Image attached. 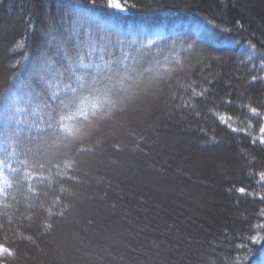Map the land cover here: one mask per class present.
Instances as JSON below:
<instances>
[{"label":"trees","instance_id":"1","mask_svg":"<svg viewBox=\"0 0 264 264\" xmlns=\"http://www.w3.org/2000/svg\"><path fill=\"white\" fill-rule=\"evenodd\" d=\"M246 1L216 0V10L220 11L225 7L224 17L214 13L218 11L175 3L174 0H161V3H154L152 0H129V4L135 3L136 7L123 13L101 7L102 0H97L95 6L91 0H0V11L5 12L12 23V31L1 38L3 46L0 64L4 76L0 77V160L17 169L15 175L5 170L13 184L5 190L6 194H0V243L6 242L16 252L15 258H11L9 264H41L31 262V251L47 249L50 247L48 242L55 239L60 242L61 233L64 231L63 223L68 220L71 221V231L79 233L77 240L80 249L91 251V254L95 251L101 256L100 250L103 247L93 246L99 242L82 231L93 230L98 225L94 214L79 217L78 213H84L81 209L84 204L81 205L80 202V199L83 200L82 193L89 196L86 199L88 207L105 203L111 211L121 212L126 209L137 217L131 224L120 223L112 228L118 236L121 234L132 242L136 240L131 244L134 250L142 248L157 253L174 249L173 246L178 243L172 235L179 234L190 240L188 243L184 242L185 245L181 248L188 252L183 256L188 264H230L236 255L234 245L240 242L238 238L253 234L252 226L264 222V215H261L264 211V200L260 199L264 195V182L259 180L258 175L264 171V145L259 142L253 145L246 134L232 132L210 111L215 108L217 112L232 115L236 127L245 126L246 120L252 119L253 134L258 133L255 118L250 117L247 109L239 107L240 103L248 102L253 106L264 105V80H251L252 75H264L260 71V58L256 57L249 62L244 55L249 41L264 52V24H257L238 12V7ZM72 4L80 6V10H87L88 15L106 23L119 24L125 29L133 25L143 29L142 32L131 35L122 33L121 39L127 36L149 37L156 32L162 33L166 38L150 48L142 49L140 53L133 51V55L158 56L163 60L171 52L169 58L173 62L158 70L162 82L159 87L151 89L159 90L161 99L165 101V106L158 114L163 116L167 113L164 124L177 136L190 137L201 151L232 149V161H225L222 167L225 172L219 176L217 184L231 202V209L237 213L236 217L206 230L207 232L195 229V233L188 234L184 233L185 225L174 218L159 216L160 218L154 219L147 214L142 219L131 203L141 206L140 209L146 207L144 191H138L141 203L125 197V206L122 205L119 196L125 190V182L130 181L122 176L123 170L136 169L155 173L169 170L178 173L181 169V172L189 173L181 167L176 166V170L157 162L161 161L160 154L164 153L159 141L166 140L169 131L157 129L151 121L146 127L117 125L135 109L138 98L145 91H137L122 111H116L111 117L99 122L88 136L73 143L69 149L61 150L56 156H50L48 159L53 163H45V179L42 180L39 171L26 169L17 163L19 159H24L20 152L26 148L32 149L28 155L30 160L33 158L41 143L37 137L42 135L35 128L29 131L26 123H17L30 114L31 106H27L25 114L19 113L17 109L25 107L23 97L29 82L38 91L43 89L38 78L31 75L37 60L47 55L53 57L57 63H63L57 53L62 55L63 51H74L76 35L71 32L68 23L71 9L67 7ZM238 19L244 24L243 29L235 25ZM225 27L231 30L224 31ZM79 35L81 42L89 41L87 28L79 29ZM91 36H95L94 39L91 37L94 42L106 40V45L117 39L115 33L109 34L103 28L93 29ZM21 39H25L23 50L15 47ZM172 41H175L174 47ZM189 44L194 47L189 49ZM159 48L164 51L158 52ZM177 56L180 64L175 63ZM203 57L208 59L204 60ZM217 57L219 59H215ZM21 58L25 59L16 65L15 62ZM252 63L256 64L255 69L251 67ZM169 68L172 69L170 76L167 75ZM193 81L198 91L199 85L209 89L207 99L197 97L192 101L201 113L200 117L187 109H177L176 104L179 101L172 99L173 93L188 99V94L183 93L181 86H187ZM225 98L232 99L233 103L222 104L221 100ZM38 102L36 100L34 104ZM31 119L39 124L38 115ZM117 126L123 130L121 134L103 138L106 130ZM165 152L169 154L168 157L171 156L167 150ZM64 161H71L72 167L67 168ZM100 162L106 165H101ZM56 163L60 164L59 169L55 167ZM26 171L35 173L31 180L24 179ZM50 175L51 182L46 179ZM118 186L122 189H118ZM239 187H245L248 193L241 195L235 190L228 191L229 188ZM118 247H113L117 251L113 252L111 249L107 252L113 254L112 256L115 254L117 259L121 257L127 260L131 252L128 253L121 247L123 252L120 254L118 250L122 249ZM252 247L253 255L246 264H259V260L264 258V244ZM0 251L3 249L0 248Z\"/></svg>","mask_w":264,"mask_h":264},{"label":"snow or ice","instance_id":"2","mask_svg":"<svg viewBox=\"0 0 264 264\" xmlns=\"http://www.w3.org/2000/svg\"><path fill=\"white\" fill-rule=\"evenodd\" d=\"M93 6L97 4V0H91ZM101 7L115 10L117 12H127L129 8L136 7L135 3L129 4V0H102ZM71 9L68 23L71 27V32L76 35L75 49L72 52L63 51V54L57 53L63 63H57L53 57L43 56L33 65L32 76L38 78L43 89L37 90L31 82L26 87L27 91L23 97L25 107L17 109L21 114H25L27 106H31L30 114L26 115L23 120H18L17 123H26L29 125V131L35 128L36 132L41 133L37 137L41 143L36 148L33 158L29 159L31 148H26L20 152V156L24 159H19L17 162L24 168H33L41 173L42 180L43 172L45 171V163L52 164L49 160L50 156H56L61 150L69 149L73 143L78 142L88 136L91 130L101 121L111 117L116 111H122L129 99L137 94V91H148L159 87L160 74L159 69L168 63H172L169 55L161 60L158 56L145 57L143 55H133L132 46L139 45L136 53H140L142 49L150 48L153 44H158L160 40L166 38L160 32H156L155 36L158 39H147L137 41L135 38L124 40L120 38L122 33L131 35L132 33L142 32L143 29L133 25L127 29L119 24L106 23L97 17L87 14V10H80V6L76 4L68 5ZM74 17V19H72ZM235 25L240 29L244 28V24L238 19ZM32 27L31 25H29ZM219 27V25H217ZM87 28L89 42H81L79 29ZM103 28L105 32L115 33L117 39L114 43H109V47L98 46L91 40L92 30ZM224 31L231 29L225 27ZM26 39V38H25ZM25 39H21L16 44V49L23 50L25 48ZM127 45V48H125ZM172 46H175V41H172ZM194 45L189 44L188 48L192 49ZM119 49V55H116V49ZM163 48H159L158 52H163ZM247 61L251 62L254 58H260V71L264 72V52L260 51L257 46L251 41L248 42L247 50L244 53ZM108 57V58H106ZM17 60L16 65L22 63V60ZM207 60L208 57H203ZM215 59H219L218 57ZM243 62V61H242ZM176 64H180L177 56ZM251 67L256 68V64L252 63ZM172 69L167 70V75H171ZM257 79L264 80V75H252L251 80L255 82ZM211 83V81H207ZM183 93L188 94V99L183 95L177 96L173 93L172 99L178 100L177 109H187L192 111L195 116L200 117L201 113L196 109L195 103L192 101L197 97L207 99L209 89L203 85H199V91L195 86V81L181 86ZM45 90L47 94H45ZM38 103L34 104V101ZM224 105L233 103L232 99L225 98L221 100ZM241 109H247L250 117L255 118L258 124V133L253 134L252 119H247L245 126H234V118L227 113L215 111V108L210 109L215 114L218 120L234 133H244L251 138L253 145L259 142L264 145V105L253 106L251 102L240 103ZM39 116V124L31 117ZM201 131H204L201 129ZM215 140V137L211 138ZM44 161V162H41ZM67 168L72 167L71 161H64ZM55 167L60 168V164L56 163ZM12 172L15 175L17 169L11 165H5L3 160H0V194H6L5 190L11 188L13 180L6 174ZM50 171V169H49ZM60 173H57L59 175ZM34 172L26 171L24 173L25 180H31L34 177ZM259 180L264 182V171L259 172ZM46 179L51 182V175ZM42 182V181H41ZM236 192L244 195L248 193L245 187L229 188L228 191ZM264 200V195L260 197ZM261 215H264L262 211ZM253 234L241 235L239 243L234 245L236 255L231 259L230 264H246L249 258L253 255V245L264 244V222L256 223L252 226ZM0 264H9L11 258H15V250L6 242L0 243ZM259 264H264V258L259 260Z\"/></svg>","mask_w":264,"mask_h":264},{"label":"rangeland","instance_id":"3","mask_svg":"<svg viewBox=\"0 0 264 264\" xmlns=\"http://www.w3.org/2000/svg\"><path fill=\"white\" fill-rule=\"evenodd\" d=\"M151 0H149L150 2ZM154 3H161V0H152ZM216 0H174L176 3L191 4L194 6H201L218 11L215 8ZM151 2V3H152ZM225 7L220 9L215 14L226 16ZM238 12L246 16L248 19L254 20L257 24H264V0H247L238 7ZM6 16V13L0 11V57L3 42V38L7 33L11 32L12 23ZM93 39L95 36H91ZM91 40L93 41V39ZM135 38L137 41H144L147 39H158L155 35L151 36H127L122 38L124 40H130ZM89 40V39H88ZM163 40H160L161 42ZM89 42V41H88ZM98 46L109 47V43L106 45V40L95 42ZM155 45V44H153ZM152 45V46H153ZM139 45L132 46V52ZM127 48V45H125ZM116 55H119V49L116 50ZM107 58V57H106ZM3 67L0 64V77L3 78ZM165 106V101L161 99L159 90L145 91L142 96L138 98L135 109L124 119V121L117 123L127 125H137L146 127L151 121L155 124V127L159 130H167V139L159 141V146L164 150L161 153V161L157 162L167 165L172 169H177L176 166L189 171V173L176 171H139L132 169L131 171L123 170L122 175L126 179H129V183L125 182L123 194L119 196V199L123 206H125V197L128 200L139 201L141 197L138 196L140 190L144 191L145 199L147 201L146 207L140 209L134 202L131 203L132 208L141 216L146 218L147 214L152 218L170 217L174 218L182 225H185V232L188 234L195 233V229L207 232L211 228L217 227L228 219L236 217L235 213L231 209V202L223 195L222 190L219 188L217 182L218 178L225 171L223 165L228 160L230 163L233 158L232 149L217 148L212 150L201 151L195 144V142L187 135L177 136V134L170 130L164 123L167 119V113L160 116L161 108ZM159 115V116H158ZM123 130L120 126L113 129L106 130L103 138L108 136H117L121 134ZM175 133V134H174ZM168 151L169 154H165ZM97 161V159H95ZM105 161V160H104ZM106 162V161H105ZM101 164V162H100ZM106 165V163L101 164ZM229 170V169H227ZM126 175V176H125ZM118 189H122L118 186ZM121 193V192H120ZM83 200L80 199L81 205L84 204L81 209L83 212L78 213L79 217L85 214H94L98 221L97 228L95 229H82L83 232L89 233L92 238H96L99 243H94L101 248V256H98L95 251L86 252L82 251L78 246L77 237L78 232L71 231V221L63 223L64 231L61 233V240H52L48 242L49 248L38 249L31 251V262H40L41 264H188V260L183 259V256L188 254L181 248L185 245L184 242H189V238L182 237L181 235H172L174 240L178 243L173 246L174 249L159 251L152 253L145 251L142 248L133 249L131 244L134 242L126 240L124 236L120 234L118 236L112 230L116 225L120 223L131 224L135 221L133 214L123 209L120 211H111L108 204H97L88 207L86 205L87 195L82 193ZM162 212V214H160ZM122 213V215L120 214ZM150 213V214H149ZM132 215V216H128ZM86 216V215H85ZM148 216V217H149ZM160 216V217H159ZM133 218V219H132ZM134 220V221H132ZM135 239V238H134ZM104 243L109 244L106 246ZM103 244V245H102ZM117 246V249L122 247L128 253L131 252L129 258L126 260L121 257L112 256L113 254L107 252V250L117 251L113 247ZM121 248V249H122ZM180 248V249H179ZM118 250V252H123ZM176 249V250H175ZM179 249V251H178ZM162 252V253H161ZM161 253V255H159ZM119 254V253H118ZM30 257V256H29ZM163 257H165L163 259ZM46 259V260H45ZM29 261V260H28ZM45 261V262H44Z\"/></svg>","mask_w":264,"mask_h":264}]
</instances>
